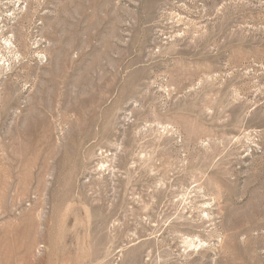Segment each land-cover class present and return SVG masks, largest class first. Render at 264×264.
<instances>
[{
	"label": "rangeland",
	"instance_id": "374dc122",
	"mask_svg": "<svg viewBox=\"0 0 264 264\" xmlns=\"http://www.w3.org/2000/svg\"><path fill=\"white\" fill-rule=\"evenodd\" d=\"M0 264H264V0H0Z\"/></svg>",
	"mask_w": 264,
	"mask_h": 264
}]
</instances>
